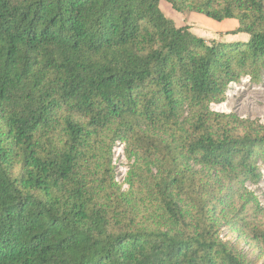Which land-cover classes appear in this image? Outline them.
<instances>
[{"label":"trees","instance_id":"obj_1","mask_svg":"<svg viewBox=\"0 0 264 264\" xmlns=\"http://www.w3.org/2000/svg\"><path fill=\"white\" fill-rule=\"evenodd\" d=\"M263 72L264 0H0V264H254L220 231L264 249V125L212 105Z\"/></svg>","mask_w":264,"mask_h":264},{"label":"rangeland","instance_id":"obj_2","mask_svg":"<svg viewBox=\"0 0 264 264\" xmlns=\"http://www.w3.org/2000/svg\"><path fill=\"white\" fill-rule=\"evenodd\" d=\"M161 9L168 18L175 21L178 27L188 25L193 33L207 40L216 39L226 43L249 41V36L243 33L228 35L238 26L235 20L217 22L201 14L182 15L177 13L166 1L161 2ZM244 35L246 36L242 37ZM212 110L227 115L235 114L242 119L264 125V72L259 80L245 77L239 83L231 84L226 95V101L220 105H212ZM125 150V144L122 142L115 144L113 168L115 182L124 193L128 194L130 186L127 183V178L132 162L128 159ZM259 168L263 176L261 182L258 185L248 184L246 188L257 200V204L262 209L260 214H262L264 212V164H259ZM254 207L255 202H252L250 209H247L246 212L248 218L252 220H254ZM259 218H264V213L259 215ZM237 228L238 230H233L229 225L223 223L220 231L222 239L233 244L240 253L254 264H264V249L252 239L248 231V233L244 231L242 224L239 223Z\"/></svg>","mask_w":264,"mask_h":264},{"label":"crops","instance_id":"obj_3","mask_svg":"<svg viewBox=\"0 0 264 264\" xmlns=\"http://www.w3.org/2000/svg\"><path fill=\"white\" fill-rule=\"evenodd\" d=\"M238 25V24H237ZM236 29V28H235ZM234 31V30H233ZM246 35L242 36V37H245ZM244 40H246V38H244Z\"/></svg>","mask_w":264,"mask_h":264}]
</instances>
